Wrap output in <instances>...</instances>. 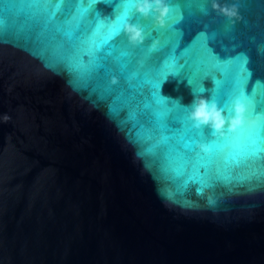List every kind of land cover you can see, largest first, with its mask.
<instances>
[{
    "label": "water",
    "instance_id": "1",
    "mask_svg": "<svg viewBox=\"0 0 264 264\" xmlns=\"http://www.w3.org/2000/svg\"><path fill=\"white\" fill-rule=\"evenodd\" d=\"M120 3L65 0L47 25L10 17L0 34V264H264V177L242 179L264 172V0H166L174 31L130 58L108 38ZM242 77L259 151L200 193L177 173L162 101L189 118L195 96L225 107Z\"/></svg>",
    "mask_w": 264,
    "mask_h": 264
},
{
    "label": "snow or ice",
    "instance_id": "2",
    "mask_svg": "<svg viewBox=\"0 0 264 264\" xmlns=\"http://www.w3.org/2000/svg\"><path fill=\"white\" fill-rule=\"evenodd\" d=\"M137 0H122L118 5V13L114 26L109 29L108 38L118 37L122 58H130L133 53L139 52L143 45L129 44L128 37L125 35L123 26L125 23L142 24L144 35L152 38V33H161L165 31H174L171 23L172 5H169V12L165 16V27L152 26L147 24L145 17L138 14L135 8ZM65 0H0V34L4 33L7 28V22L10 17H24L25 22L33 16H39L47 25L50 23L53 8L63 6ZM55 5V7H53ZM83 3L80 4V9L83 11ZM155 5L150 12L149 19L154 21L157 13ZM195 47V41L193 42ZM189 53L186 50L185 55ZM124 65H122L123 67ZM179 67V60L175 55L169 57L168 64L165 67ZM187 67V65H185ZM140 73L136 74V79L140 81ZM247 78L242 77V80L237 85L236 95L249 104V113H251V100L255 93H247L246 85ZM188 82L196 91H204L203 79L196 74L189 76ZM141 88L147 87L148 93L157 102L161 101V92L156 93V88L161 89V84L153 83L145 79L140 81ZM111 93V89L108 90ZM163 111L160 117L163 121V126L167 131L171 132V139L175 140L173 152L175 154V164L177 173L181 176H187L189 183L199 185L197 191L203 193L205 188L214 187L218 181L230 183L233 179L231 175V165L240 155L245 158L256 156L259 151V133L256 126L250 123V117L246 116L242 126L236 131H227L224 137L213 136L206 138L198 129L194 128L192 122L187 117V110L177 101H167L163 99ZM151 106V105H149ZM128 111L127 107L117 97L109 104V115L113 118H118ZM169 121L175 127H169ZM198 143H207L210 148L208 152H201L197 148ZM264 177V172H252L250 176L242 179L256 178L260 180Z\"/></svg>",
    "mask_w": 264,
    "mask_h": 264
},
{
    "label": "clouds",
    "instance_id": "3",
    "mask_svg": "<svg viewBox=\"0 0 264 264\" xmlns=\"http://www.w3.org/2000/svg\"><path fill=\"white\" fill-rule=\"evenodd\" d=\"M155 5V19L158 24H165V16L169 11L166 0H137L135 8L139 13L148 16ZM128 39L133 44H139L145 37L142 29L138 26L125 25ZM155 47V46H154ZM247 107L245 101L239 96H232L225 107H222L215 99L206 96H195L190 112L189 119L196 129L208 126L213 130L214 136L224 137L227 131H236L243 125L246 118ZM197 148L201 152L209 151V144L198 143Z\"/></svg>",
    "mask_w": 264,
    "mask_h": 264
}]
</instances>
